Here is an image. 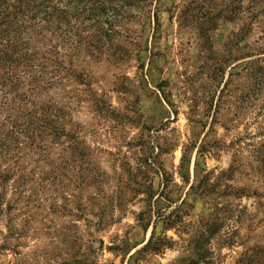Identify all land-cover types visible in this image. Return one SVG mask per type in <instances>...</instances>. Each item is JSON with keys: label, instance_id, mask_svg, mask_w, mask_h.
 Returning a JSON list of instances; mask_svg holds the SVG:
<instances>
[{"label": "rangeland", "instance_id": "obj_1", "mask_svg": "<svg viewBox=\"0 0 264 264\" xmlns=\"http://www.w3.org/2000/svg\"><path fill=\"white\" fill-rule=\"evenodd\" d=\"M78 33L0 58V264H264V0Z\"/></svg>", "mask_w": 264, "mask_h": 264}, {"label": "trees", "instance_id": "obj_2", "mask_svg": "<svg viewBox=\"0 0 264 264\" xmlns=\"http://www.w3.org/2000/svg\"><path fill=\"white\" fill-rule=\"evenodd\" d=\"M149 4L150 0H0V33L8 38V44L5 37L0 41V58L16 62L33 57L30 50L18 57L14 52L18 47L29 49L32 41L41 43L49 36L73 43L75 37L82 39L80 26L83 30L108 29L126 16H143ZM48 52L43 53L44 59Z\"/></svg>", "mask_w": 264, "mask_h": 264}]
</instances>
